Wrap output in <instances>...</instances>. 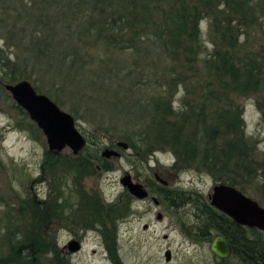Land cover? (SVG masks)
Instances as JSON below:
<instances>
[{
	"label": "trees",
	"instance_id": "trees-1",
	"mask_svg": "<svg viewBox=\"0 0 264 264\" xmlns=\"http://www.w3.org/2000/svg\"><path fill=\"white\" fill-rule=\"evenodd\" d=\"M258 16L264 18V0H0V93L5 92L3 81L29 80L34 71L42 75L33 86L37 92L45 94L54 85L49 83L58 81L65 88L72 86L70 91L89 104V110L106 111L95 133H113L140 155L167 149L180 166L205 170L241 192L253 186L264 195L255 146L243 130L242 108L231 99L257 95L255 105L264 121V57L241 59L235 50L242 25L253 24ZM203 20L215 35L213 51H207L201 37ZM9 46L31 52L27 61L35 70L28 73L26 63L12 60ZM84 50L96 52L86 56ZM123 52H130L133 60L127 62ZM191 77L211 99L220 100L212 111L187 100L172 106L179 85L185 99L189 91L184 82ZM57 96L50 98L55 104ZM10 106L26 115L15 102ZM94 144V151L83 148L67 159L73 183L93 173L95 164L107 168ZM0 168H5L1 157ZM74 190L81 192L79 186ZM151 191L165 209L191 205L195 238L208 242L216 232L231 243L237 264H264V232L234 223L195 190L155 183ZM108 211L100 222L109 221L115 229L112 214L117 215L118 206H108ZM47 213L27 199L16 207L5 205L0 214V264H41L38 259L45 255V264H61L63 255L39 229L49 220ZM26 216L31 223L24 232ZM105 245L108 251L114 248L109 237Z\"/></svg>",
	"mask_w": 264,
	"mask_h": 264
},
{
	"label": "rangeland",
	"instance_id": "rangeland-1",
	"mask_svg": "<svg viewBox=\"0 0 264 264\" xmlns=\"http://www.w3.org/2000/svg\"><path fill=\"white\" fill-rule=\"evenodd\" d=\"M207 24V20L200 22L201 37L207 51H213L211 39L214 40L215 35L209 31ZM238 40L235 50L241 59L261 60L264 57V18L258 16L253 24L242 25ZM2 43L0 39V46ZM7 49L12 60L18 64L26 63L28 73L35 70L32 68L33 62L27 61L31 52L14 46ZM84 51L87 52L86 56L96 52ZM122 58L127 62L133 60L130 52H123ZM31 73L28 81L34 86L37 83L35 80H40L42 75L34 71ZM60 83L51 81L49 84L54 85L47 87L45 94L51 99L53 95H58L60 103L57 102V106L72 116L76 128L86 140L83 148L93 151L95 141L99 147L98 155L103 148H110L116 150L118 156L104 160L103 165L107 168L95 164L96 170L93 173L84 176L79 184L73 183L71 173L65 168L67 159L73 156L70 150L65 147L56 154L47 151L40 129L27 115L10 106L13 100L6 91L1 92L0 157L5 161V168H0V214L5 205L16 207L26 199L44 207L49 220L39 229L45 239L52 241L56 249L64 247L73 237L80 240V248L75 252H66L61 264H237L233 257L224 263L218 262L208 248L210 241L193 236L195 218L191 205L185 204L170 210L162 205L155 206L148 198L132 199L118 179L126 172L132 181L142 183L151 190L155 184L152 174L156 171L167 181L168 188L195 190L204 197L210 193L212 185L222 183L221 180L205 170L180 166L167 149L140 155L131 147L126 150L118 148L115 142L122 139L113 133L94 132L97 122L106 117V111L100 108L89 110L90 105L76 97V92L70 91L72 86L65 88ZM200 83L195 77L184 82L189 91L185 99H182L184 89L179 85L174 92L172 106L177 107L187 100L191 106L201 103L212 111L220 104V100L211 99L204 89H199ZM231 99L242 108L243 130L255 146L254 160L264 178V162L261 160L264 152V121L255 105L258 96H232ZM91 108L94 106L91 105ZM261 162L263 165L259 166ZM78 186L80 193L74 190ZM257 190L247 185L242 193L264 207V195ZM97 204L101 206L99 209ZM111 205H117L119 209L117 215L112 214V219L114 216L117 218L115 229L108 225L109 221L103 224L100 222L102 217H108V206ZM156 212L161 213V219L155 218ZM30 219L27 216L23 218L24 232L29 229ZM143 225L146 227L143 228ZM108 237L114 243L111 251L105 245ZM165 251L170 252L168 260L164 259ZM48 257L40 256L38 260L45 264Z\"/></svg>",
	"mask_w": 264,
	"mask_h": 264
},
{
	"label": "water",
	"instance_id": "water-1",
	"mask_svg": "<svg viewBox=\"0 0 264 264\" xmlns=\"http://www.w3.org/2000/svg\"><path fill=\"white\" fill-rule=\"evenodd\" d=\"M4 90L10 95L15 104L20 106L27 117L35 123L45 138L47 151L54 154L63 148H68L75 155L86 144L84 136L75 126L72 116L60 109L48 96L37 92L28 80L22 79L13 83H3ZM115 145L126 150L128 145L125 141L117 140ZM102 158L117 157L118 152L114 149L103 148L100 151ZM154 179L166 185V181L156 173ZM119 183L134 197L142 199L147 191L139 182L132 181L130 175L125 173L119 179ZM209 205L229 217L234 223L256 228L264 232V207L256 200L246 196L239 189L225 183L212 185L207 194ZM156 203V199L152 197ZM161 214L156 213V219ZM145 228V226H143ZM80 248V243L71 239L66 243L68 252H75ZM210 252L218 258H225L230 254L231 248L228 241L222 235H216L209 243ZM170 252L165 251L164 259L168 260Z\"/></svg>",
	"mask_w": 264,
	"mask_h": 264
},
{
	"label": "flooded vegetation",
	"instance_id": "flooded-vegetation-1",
	"mask_svg": "<svg viewBox=\"0 0 264 264\" xmlns=\"http://www.w3.org/2000/svg\"><path fill=\"white\" fill-rule=\"evenodd\" d=\"M123 150V149H122ZM93 151H94V149H93ZM99 155H100V153H99ZM126 172H124V174H125ZM154 173H156L160 178H162L156 171H154L153 172V174H152V177H153V175H154ZM123 174V175H124ZM131 177V176H130ZM132 179V178H131ZM163 179V178H162ZM153 180L155 181V183H158V184H160V185H162V186H166L167 187V181L165 180V179H163V180H165L166 181V185H163V184H161V183H159V182H157L155 179H154V177H153ZM134 181V180H133ZM135 182H137V181H135ZM140 184H142V183H140ZM121 185V184H120ZM122 186V185H121ZM142 186L144 187V189L147 191V195H146V197H144V198H142V199H139V198H136V197H134V196H132L128 191H127V189L124 187V186H122L125 190H126V192L132 197V199L134 198V199H137V200H144V199H146V198H148L150 201H151V203L152 204H154L155 206H158V205H161L160 203H159V201L157 200V197H156V195L151 191V190H149L145 185H143L142 184ZM152 197H154L155 199H156V203H154L153 201H152ZM205 199H206V201L208 202V204H209V200H208V198H207V194H206V196L204 197ZM220 212V211H219ZM157 213V212H156ZM156 213H155V218H156ZM160 213V212H159ZM161 214V213H160ZM161 219V218H160ZM158 220V219H157ZM143 226H145L146 227V225H143ZM144 228V227H143ZM216 235H220V234H217L216 232H212L211 233V236H212V238H211V240H210V242L212 241V239L216 236ZM71 239H75L76 241H78L79 243H80V240L78 239V238H76V237H73V238H71ZM226 239V238H225ZM227 240V239H226ZM228 241V240H227ZM228 243H229V245H230V248H231V251H230V254L227 256V257H225V258H218V257H216L215 255H213V256H215L217 259H227V258H229V257H231V254H232V245H231V243L228 241ZM64 248L66 249V245L64 246V247H62V248H58V251H59V253L60 254H62L63 256L66 254V252H68L67 251V249H66V251H64ZM208 248H209V245H208ZM68 253H70V252H68Z\"/></svg>",
	"mask_w": 264,
	"mask_h": 264
}]
</instances>
